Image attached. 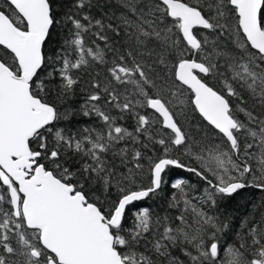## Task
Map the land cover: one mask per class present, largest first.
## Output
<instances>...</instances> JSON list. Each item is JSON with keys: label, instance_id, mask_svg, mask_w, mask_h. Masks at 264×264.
<instances>
[{"label": "snow or ice", "instance_id": "snow-or-ice-1", "mask_svg": "<svg viewBox=\"0 0 264 264\" xmlns=\"http://www.w3.org/2000/svg\"><path fill=\"white\" fill-rule=\"evenodd\" d=\"M247 188L264 0H0V264H264Z\"/></svg>", "mask_w": 264, "mask_h": 264}, {"label": "trees", "instance_id": "trees-1", "mask_svg": "<svg viewBox=\"0 0 264 264\" xmlns=\"http://www.w3.org/2000/svg\"><path fill=\"white\" fill-rule=\"evenodd\" d=\"M189 176L188 173L180 170H174L171 173L172 179H178ZM195 180V177H191ZM262 202H264V192L253 188H247L241 192L230 204L227 205V212L233 218V231L238 230V224L247 214L252 213ZM146 205L156 207L153 201H147Z\"/></svg>", "mask_w": 264, "mask_h": 264}]
</instances>
